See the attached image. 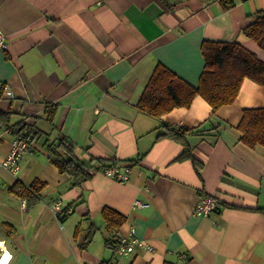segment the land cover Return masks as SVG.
Masks as SVG:
<instances>
[{"label": "crops", "instance_id": "crops-1", "mask_svg": "<svg viewBox=\"0 0 264 264\" xmlns=\"http://www.w3.org/2000/svg\"><path fill=\"white\" fill-rule=\"evenodd\" d=\"M261 10L264 0L227 9L222 0H0V89L14 92H0L8 112L0 119V241L9 264H264V149L241 141L239 129L244 108L264 107V85L246 77L235 101L214 113L199 94L161 115L139 107L159 63L199 83L205 39L239 40L264 60L241 33ZM166 127L191 129L185 141L200 173L190 159L174 160L183 145L158 136ZM34 129L14 173L3 165L12 140ZM61 137L81 158L130 162L128 180L97 170L73 186L47 151ZM35 181L44 183L39 197L11 190ZM208 193L219 206L199 216ZM56 198L74 211L55 215ZM105 206L119 212L116 228ZM132 228L153 249L120 256L119 238Z\"/></svg>", "mask_w": 264, "mask_h": 264}, {"label": "trees", "instance_id": "trees-1", "mask_svg": "<svg viewBox=\"0 0 264 264\" xmlns=\"http://www.w3.org/2000/svg\"><path fill=\"white\" fill-rule=\"evenodd\" d=\"M222 1L226 9L235 5V0ZM241 33L256 41L264 50V10L257 12L254 20L244 26ZM201 51L205 65L197 85L187 82L173 70L159 63L139 101V107L151 115H161L175 106H190L194 97L199 94L209 102L212 113H214L221 106L232 104L235 101L246 77L264 85V60L256 52L243 45L241 41L205 39L201 44ZM47 112L48 118L52 121L53 112L50 109ZM7 113L0 112V119L2 117L5 119ZM166 128L158 136L169 137L183 145V150L174 160L190 159L194 168L200 173L203 162L195 156L193 148L185 141V135L191 129L187 127ZM239 129L242 132L241 141L252 148L264 149V107L244 108ZM38 133L39 131L35 129L28 133L29 141L34 140L30 138L31 134L35 137ZM57 140L47 144L49 158L62 171L70 175L73 186H82L92 177L93 167H97L98 163L104 165L106 161H109L99 157L81 158L75 154L68 140L62 137ZM112 162H117V160L114 159ZM42 187L44 183L38 181L30 186L17 182L11 190L30 199L32 196L39 197ZM113 213L118 214L119 212L107 206L102 209L103 217L110 228L117 226L112 216ZM120 215L124 217L123 214ZM164 264L177 263L166 261Z\"/></svg>", "mask_w": 264, "mask_h": 264}, {"label": "built area", "instance_id": "built-area-1", "mask_svg": "<svg viewBox=\"0 0 264 264\" xmlns=\"http://www.w3.org/2000/svg\"><path fill=\"white\" fill-rule=\"evenodd\" d=\"M7 35L3 30L0 29V49H5L7 46L6 43ZM0 92L4 93L7 96H13L14 92L9 85H5L0 89ZM26 135L20 134L16 135L12 141V147L3 161V165L10 168L13 172H17L19 170V160L23 157L24 153L27 151L29 144L26 139ZM98 171H102L107 176L115 178L119 181H125L129 178L130 172V164H120L116 163H104V165L98 163L97 167H94ZM220 196L217 193H208L204 195L196 204L194 209V213L199 216L209 215L212 211L216 210L219 206ZM135 203L140 206H147L146 203L136 201ZM52 212L55 215H60L62 213L73 211V207H66L64 205L63 200L61 198H56L50 206ZM134 228H132V233L127 236H121L119 238V248L118 252L120 255L129 256L136 249H152L151 246L147 245L143 240H139L138 238L132 236L134 233ZM13 254L6 249L5 240L0 241V264H9Z\"/></svg>", "mask_w": 264, "mask_h": 264}, {"label": "rangeland", "instance_id": "rangeland-1", "mask_svg": "<svg viewBox=\"0 0 264 264\" xmlns=\"http://www.w3.org/2000/svg\"><path fill=\"white\" fill-rule=\"evenodd\" d=\"M48 117V116H47ZM27 136V135H26ZM30 138H31V136H30ZM26 139H27V141H28V144H30L31 143V141H29V139H28V137H26ZM32 139V138H31ZM13 141V140H12ZM12 145V144H11ZM22 158V157H21ZM20 158V159H21ZM20 161V160H19ZM117 162H119V161H117ZM105 163H116V162H108V161H106ZM127 163H129V164H131L130 162H127ZM131 166V165H130ZM97 170L93 167V169H92V172H96ZM18 172V171H17ZM17 172H14V173H17ZM221 199V198H220ZM66 207L68 208V207H73V206H71V205H66ZM73 211H74V207H73ZM73 211H71V212H73ZM70 212V213H71ZM66 213H68V212H64V213H62V214H66ZM62 214H60V215H62ZM60 215H58V216H60ZM127 236V235H126ZM147 244V243H146ZM147 245H149V244H147ZM149 246H151V245H149ZM152 247V246H151ZM153 249V248H152ZM151 249V250H152ZM118 254L120 255V253L118 252ZM120 256H123V257H128L127 255H120ZM183 264H185V263H183Z\"/></svg>", "mask_w": 264, "mask_h": 264}, {"label": "water", "instance_id": "water-1", "mask_svg": "<svg viewBox=\"0 0 264 264\" xmlns=\"http://www.w3.org/2000/svg\"><path fill=\"white\" fill-rule=\"evenodd\" d=\"M31 138H33V135H31Z\"/></svg>", "mask_w": 264, "mask_h": 264}]
</instances>
